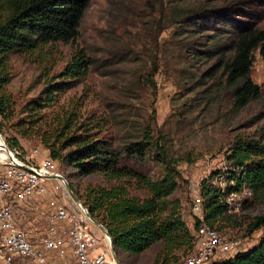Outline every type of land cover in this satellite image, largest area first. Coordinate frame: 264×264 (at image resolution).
Segmentation results:
<instances>
[{
	"label": "rangeland",
	"instance_id": "374dc122",
	"mask_svg": "<svg viewBox=\"0 0 264 264\" xmlns=\"http://www.w3.org/2000/svg\"><path fill=\"white\" fill-rule=\"evenodd\" d=\"M248 28H264V0H90L74 41L57 42L33 54L9 55L4 92L10 105L0 115V132L28 154L38 149L49 155L44 139L79 133L80 126H93V117L100 125L90 133L120 151L141 140L144 127L151 126L153 138L178 162V188L170 199L179 201L193 233L191 208L195 197L202 198V186L224 188L216 176L228 166L225 154L239 138L259 139L264 128V62L259 50L252 54L250 78L262 95L240 110L233 108L232 90L219 69L220 61L232 57L236 35ZM80 52L93 63L88 74L48 99L51 77ZM30 103L38 104L33 112H28ZM70 114L77 118L65 129ZM55 163L82 205L85 191L96 187L120 185L130 196L148 195L136 179L108 180L102 173L82 176L66 163ZM124 164L150 178L162 173L152 152L143 160L125 156ZM46 185L56 196L68 194L66 186L55 181ZM263 213L264 199L252 197L214 228L236 243L234 255L245 252L263 234L264 230L248 233L253 218ZM31 222L33 218L24 219L25 224ZM162 248L157 243L141 255L121 253L118 259L121 264H164L163 258L156 262ZM188 253L176 252L166 264H179ZM46 264L62 263L52 256Z\"/></svg>",
	"mask_w": 264,
	"mask_h": 264
},
{
	"label": "trees",
	"instance_id": "16d2710c",
	"mask_svg": "<svg viewBox=\"0 0 264 264\" xmlns=\"http://www.w3.org/2000/svg\"><path fill=\"white\" fill-rule=\"evenodd\" d=\"M89 1L0 0V115L10 105L4 92L9 82V55L33 54L57 42L74 41ZM232 47V57L220 61L219 69L225 86L232 90L233 108L240 110L262 95L260 87L250 78V70L255 50H259L264 62V28L244 29L236 35ZM92 65L84 53H76L46 85L48 99L54 92L66 91L83 79ZM37 105L30 103L28 112H33ZM76 118L70 114L65 120V129L73 126ZM89 125L93 126H80L83 130L79 133L54 134L44 139L43 145L51 159L74 167L79 175L102 173L108 180L136 179L147 191L148 195L140 199L130 196L125 186L116 185L90 188L83 195V205L109 234L117 259L121 253L141 255L157 243L163 248L156 262L163 258L166 264L174 253L190 252L197 226L193 224V234L183 220L179 201L170 199L178 188V162L168 155L161 145L163 142L153 138L151 126L144 127L141 140L127 144L120 151L105 138L90 133L100 125V120L93 117ZM13 143L17 145L15 140ZM148 152L153 153L161 167L162 173L157 178L144 176L124 164L125 156L143 160ZM225 161L228 166L216 176L217 180L222 178L224 188L206 185L201 188L205 221L210 227L227 214L223 203L226 194L246 187L254 199H264V128L259 139H237L225 154ZM260 230H264V213L253 218L248 233ZM213 264H264V231L251 249Z\"/></svg>",
	"mask_w": 264,
	"mask_h": 264
},
{
	"label": "built area",
	"instance_id": "2783aa9c",
	"mask_svg": "<svg viewBox=\"0 0 264 264\" xmlns=\"http://www.w3.org/2000/svg\"><path fill=\"white\" fill-rule=\"evenodd\" d=\"M48 181L62 188L66 184L55 161L38 149L26 153L0 132V264H46L52 256L64 264L68 259L71 264H120L110 237L93 224L87 208L65 192L56 196ZM252 196L246 187L226 194V213H237ZM191 211L196 240L179 264H213L232 257L236 243L206 224L200 196L194 198ZM26 218L34 222L25 224Z\"/></svg>",
	"mask_w": 264,
	"mask_h": 264
},
{
	"label": "water",
	"instance_id": "95a60500",
	"mask_svg": "<svg viewBox=\"0 0 264 264\" xmlns=\"http://www.w3.org/2000/svg\"><path fill=\"white\" fill-rule=\"evenodd\" d=\"M66 190L68 192V194L70 195V197L78 204H81L80 200L72 193L71 189L68 187V185H66ZM82 205V204H81ZM83 206V205H82ZM88 217L91 219V221L93 222V224L98 228L100 229L106 236L109 237V234L107 233V231L104 229V227L99 224L96 220H94L93 218H91V216L89 215V212H88ZM112 252L113 251V248H112Z\"/></svg>",
	"mask_w": 264,
	"mask_h": 264
},
{
	"label": "crops",
	"instance_id": "0c3cea01",
	"mask_svg": "<svg viewBox=\"0 0 264 264\" xmlns=\"http://www.w3.org/2000/svg\"><path fill=\"white\" fill-rule=\"evenodd\" d=\"M61 263L64 264V262H61ZM66 264H71V260L68 259V263H66Z\"/></svg>",
	"mask_w": 264,
	"mask_h": 264
}]
</instances>
